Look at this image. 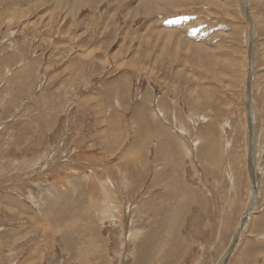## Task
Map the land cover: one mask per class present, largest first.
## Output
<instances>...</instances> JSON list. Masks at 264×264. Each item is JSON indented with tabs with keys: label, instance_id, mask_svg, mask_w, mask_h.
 <instances>
[{
	"label": "rangeland",
	"instance_id": "obj_1",
	"mask_svg": "<svg viewBox=\"0 0 264 264\" xmlns=\"http://www.w3.org/2000/svg\"><path fill=\"white\" fill-rule=\"evenodd\" d=\"M153 2L0 0V264H264V0Z\"/></svg>",
	"mask_w": 264,
	"mask_h": 264
},
{
	"label": "bare ground",
	"instance_id": "obj_2",
	"mask_svg": "<svg viewBox=\"0 0 264 264\" xmlns=\"http://www.w3.org/2000/svg\"><path fill=\"white\" fill-rule=\"evenodd\" d=\"M142 1V0H141ZM144 1V4H143V7L145 8L144 10V13H147L148 12V9H154L155 7H158V4L159 2H153V1H150V0H143ZM166 2V1H165ZM139 3V2H138ZM137 3V4H138ZM140 4V3H139ZM167 4V2H166ZM138 6V5H137ZM139 7V6H138ZM140 8V7H139ZM139 12V11H138ZM137 13V12H136ZM143 13V14H144ZM148 15V14H147ZM233 245V244H232ZM105 248V247H104ZM77 254V253H76Z\"/></svg>",
	"mask_w": 264,
	"mask_h": 264
}]
</instances>
